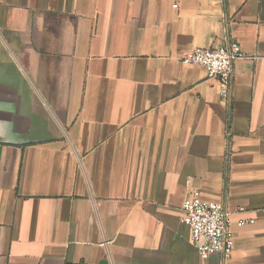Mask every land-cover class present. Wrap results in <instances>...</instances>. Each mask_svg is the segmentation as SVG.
I'll return each mask as SVG.
<instances>
[{
    "label": "crops",
    "instance_id": "1",
    "mask_svg": "<svg viewBox=\"0 0 264 264\" xmlns=\"http://www.w3.org/2000/svg\"><path fill=\"white\" fill-rule=\"evenodd\" d=\"M233 41L226 100L181 57ZM0 264H264V0H0Z\"/></svg>",
    "mask_w": 264,
    "mask_h": 264
},
{
    "label": "built area",
    "instance_id": "2",
    "mask_svg": "<svg viewBox=\"0 0 264 264\" xmlns=\"http://www.w3.org/2000/svg\"><path fill=\"white\" fill-rule=\"evenodd\" d=\"M176 6V4L174 5ZM244 56L236 41L208 48H195L181 57L183 64L201 65L206 68L208 77L215 79L220 86L221 96L228 100L233 84V66L236 59ZM190 182H186L189 186ZM181 221L191 229V239L204 259L220 254L229 259L234 250L230 212L221 202L205 200L199 192L185 199ZM246 222L240 220L239 226Z\"/></svg>",
    "mask_w": 264,
    "mask_h": 264
}]
</instances>
